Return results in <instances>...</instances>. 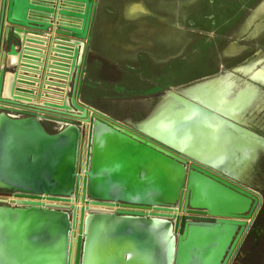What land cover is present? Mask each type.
I'll list each match as a JSON object with an SVG mask.
<instances>
[{
    "label": "water",
    "instance_id": "water-1",
    "mask_svg": "<svg viewBox=\"0 0 264 264\" xmlns=\"http://www.w3.org/2000/svg\"><path fill=\"white\" fill-rule=\"evenodd\" d=\"M95 6V0H0V25L8 23L0 50L10 45L0 71V188L16 197L0 199V216L39 217L44 223L51 218L58 227L55 242L46 234L27 240L20 230L12 245L0 231V264H89L85 236L93 239L102 223L111 229L144 223L136 218L167 224L170 243L158 249V264H230L262 197L206 164L202 155L218 124L234 120L187 99L188 113L164 108L149 118L154 121L146 132L118 125L84 104L81 47L91 39ZM8 54L15 60L6 67ZM47 72L51 84L45 82ZM58 78L74 83L71 99L66 93L61 100L65 83ZM44 119L64 125L51 134ZM44 195L55 204L32 201ZM122 201L157 211L112 208ZM177 203L178 212L167 207Z\"/></svg>",
    "mask_w": 264,
    "mask_h": 264
},
{
    "label": "rangeland",
    "instance_id": "rangeland-1",
    "mask_svg": "<svg viewBox=\"0 0 264 264\" xmlns=\"http://www.w3.org/2000/svg\"><path fill=\"white\" fill-rule=\"evenodd\" d=\"M120 1L117 18L104 31L106 37L100 43L102 65L87 82L92 85L81 89L85 104L114 117L145 102H156L158 108L170 91L178 95L264 53V26L260 30L254 28L264 20V0H216L214 7L220 23L213 27H209L206 18L214 14H204V10L211 9L215 0H145L153 9L152 18L133 21L124 15V0ZM233 46L247 53L240 56ZM260 113L258 124L264 121V109ZM252 114L256 119L258 113L253 111L249 116ZM262 161L264 151H259L245 180L240 181L262 197L249 223L250 233L245 235L248 245L243 249L244 255H238L241 264L264 263Z\"/></svg>",
    "mask_w": 264,
    "mask_h": 264
},
{
    "label": "crops",
    "instance_id": "crops-1",
    "mask_svg": "<svg viewBox=\"0 0 264 264\" xmlns=\"http://www.w3.org/2000/svg\"><path fill=\"white\" fill-rule=\"evenodd\" d=\"M96 6L93 10L92 21L89 28V33L91 35V39L82 40L83 46L81 47L82 54V71H83V83L81 89L92 85L89 82L93 76L95 70L102 65V53L100 48L101 40L106 37L104 31L108 29L111 21L117 18V14L120 7V0H95ZM124 0V15L126 12V8L129 4L133 2H142L146 6L148 12L145 15H140L138 18L133 19H141L144 17L152 18L153 9L152 7H148L147 2L145 0ZM58 2L59 4L66 5L62 2ZM71 7V5H69ZM67 6V7H69ZM81 8V7H77ZM50 16V15H49ZM126 16V15H125ZM45 18H50L45 16ZM127 18V16H126ZM130 21H133L127 18ZM1 21V19H0ZM6 26L8 23L6 22L4 25H0V40L5 34ZM47 38L50 36L49 32L45 33ZM54 35V29L52 31ZM2 36V37H1ZM72 40H79L76 37H70ZM9 46L7 50L3 48L0 50V71L3 69L4 61L6 59L7 51L9 50ZM46 48V47H45ZM7 66L13 64L15 58L12 55L7 56ZM9 69H7L8 71ZM50 72L45 74V82L46 84H51ZM65 83V87L63 89V93L61 94V100L65 101L64 95L67 93L72 98V87L74 83H69L68 80L59 79ZM87 83V84H86ZM69 85H71V89H69ZM48 87V86H47ZM44 90H47L46 88ZM51 98L53 96H50ZM80 100L84 103L83 97L81 95L80 90ZM54 98V97H53ZM70 101V100H69ZM34 103H37L33 101ZM156 102H152L150 105L147 102L140 104V106L133 107L128 113L122 115H118L117 117L109 115L117 121H123L127 123L129 127L139 128L137 122L148 120L154 113L157 112L158 108L155 106ZM157 108V109H156ZM43 125L45 130H47L51 134H57L63 127L64 123L57 122L52 119H44ZM0 199L9 200L13 199L11 196H0ZM14 206V205H12ZM51 214V213H50ZM10 217L0 216V231L4 236V242L6 244L15 243L14 235L19 234L20 230L24 231V235H26L27 240H37L41 235L46 234L49 242H55L56 240V232L57 225L55 220L51 218L47 219L45 223L41 221L38 217ZM135 220H144L142 224H118L113 229H111L109 223H102L103 226H100L99 231L93 234V239L84 240L85 244V255L87 256V261L89 264H158V249L164 247L163 245L166 241L170 243V238L168 235L167 224L163 219H153V218H136ZM154 221V223L152 222ZM157 223H156V222ZM159 229V230H158ZM251 232L254 230L250 229ZM161 232V233H160ZM250 231L247 233L249 235ZM85 235H86V227H85ZM248 237L246 238V241ZM77 241V240H76ZM243 241L242 244L235 251V257L230 264H241L238 255H244L243 249L248 245V241ZM249 253V251L247 252ZM264 264V263H262Z\"/></svg>",
    "mask_w": 264,
    "mask_h": 264
},
{
    "label": "bare ground",
    "instance_id": "bare-ground-1",
    "mask_svg": "<svg viewBox=\"0 0 264 264\" xmlns=\"http://www.w3.org/2000/svg\"><path fill=\"white\" fill-rule=\"evenodd\" d=\"M215 4L216 0L211 9L204 10V14H214L213 17L206 18L209 27L220 23ZM147 12L144 3L133 2L127 6L125 15L133 20ZM262 26H264V20L255 24L254 28L260 30ZM231 48L240 56L247 53V50L244 51L239 46ZM177 94L170 91L167 99L161 102L157 112L171 107L176 109V112H180L179 114L188 113L190 110L187 108L185 100L189 99L248 127L245 129L238 124H236L237 126L230 124L228 121L218 124L210 150L202 155V160L216 170L227 174L232 179L245 180L244 176L248 174L259 151H264V121L262 124H258L255 119L248 116L253 111L261 114L260 111L264 109V53L247 59L245 63L230 73L207 78L206 81ZM148 120L137 122L139 123L138 127L149 132L154 120ZM257 234L261 237L260 231H257Z\"/></svg>",
    "mask_w": 264,
    "mask_h": 264
},
{
    "label": "built area",
    "instance_id": "built-area-1",
    "mask_svg": "<svg viewBox=\"0 0 264 264\" xmlns=\"http://www.w3.org/2000/svg\"><path fill=\"white\" fill-rule=\"evenodd\" d=\"M99 112H101V111H99ZM101 115L106 116L107 118H109V117L112 118L106 112H101ZM112 119H114V118H112ZM115 122L118 125H122V126H125V127L128 125L127 123H125L123 121H117V120H115ZM127 127H129V126H127ZM87 146L88 145L85 142L84 143V151L82 152V159H81L83 162L81 164L80 170L78 171V175L81 176V183H80V186H79V189H78V192L80 194V198H82V196L84 195V192H83V181H84L85 173H86V153H87ZM75 195H76V192L74 191V194H73L72 198H74ZM0 196H10V197L12 196L13 199L16 198L14 191H12V190L9 191V190H5V189H1V188H0ZM32 199H34L32 201H41L44 206L47 205V204H55L54 199H52V197L51 196H48V195H44V197L41 198V199H39V198H32ZM87 199L89 201L92 200L91 198H87ZM167 207L173 208L174 211H177L180 208V206H179L178 203L177 204H174V205L167 206ZM112 208H114V210H120V211H122V210L135 211V212L141 211V212L146 213L147 215H151L152 213H154V211H157V209L155 208V206L152 207V206L143 205V204L133 205V204L126 203V202H123V201L122 202H119V203H115Z\"/></svg>",
    "mask_w": 264,
    "mask_h": 264
},
{
    "label": "flooded vegetation",
    "instance_id": "flooded-vegetation-1",
    "mask_svg": "<svg viewBox=\"0 0 264 264\" xmlns=\"http://www.w3.org/2000/svg\"><path fill=\"white\" fill-rule=\"evenodd\" d=\"M249 116V115H248ZM262 116V114H256V119L255 120H257L258 118H260ZM250 117V116H249ZM251 117L252 118H254V116H253V114L251 115ZM233 123L236 125V124H238L239 126H241V127H243V128H245V129H247L248 127H245V126H243V125H241V124H239L238 122H235V121H233ZM237 126V125H236ZM258 155H259V153H258ZM260 169H262L263 167H264V161H262L261 163H260ZM7 195V194H6ZM249 254V253H248Z\"/></svg>",
    "mask_w": 264,
    "mask_h": 264
}]
</instances>
